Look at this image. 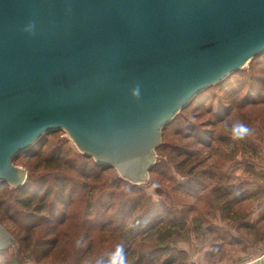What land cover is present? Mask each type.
I'll return each mask as SVG.
<instances>
[{
    "label": "water",
    "instance_id": "obj_1",
    "mask_svg": "<svg viewBox=\"0 0 264 264\" xmlns=\"http://www.w3.org/2000/svg\"><path fill=\"white\" fill-rule=\"evenodd\" d=\"M262 53L264 0H0V182L66 130L141 183L176 115Z\"/></svg>",
    "mask_w": 264,
    "mask_h": 264
},
{
    "label": "trees",
    "instance_id": "obj_2",
    "mask_svg": "<svg viewBox=\"0 0 264 264\" xmlns=\"http://www.w3.org/2000/svg\"><path fill=\"white\" fill-rule=\"evenodd\" d=\"M262 56L264 53L254 59ZM239 72L241 70L217 84L220 89L214 97V105L207 109L210 119L219 121V124H223L225 115L229 113L227 111L232 108L235 111H242L246 105L249 109L256 106L264 108V74H243L244 82L242 78L232 82L230 79ZM245 87L249 91L243 95ZM203 92L189 106L197 102ZM256 92L260 100H251ZM215 104L217 108H214ZM199 110L203 111V108L199 107ZM195 117L192 115V118ZM245 123L252 132L255 131L254 117H248ZM171 128H174L172 132ZM202 130L188 117L187 112H181L162 132L163 143L156 148L159 159L149 173L158 186L164 189L169 203L152 201L143 187L130 185L121 178L109 183L107 173L113 167L93 162L92 157L87 155L70 157L64 153V143L59 141L58 145L50 148V152L49 149L46 153L44 151V157L54 166L69 164L72 171L77 167L76 179L64 174L58 167L49 166L42 173H33L23 186L13 190L6 189L5 183L0 182V225L19 244L16 256H7L8 249L0 250V264H22L27 255H32L37 261L46 260L54 264H106L120 245L127 254L128 264H188V252L178 248V243L189 239L191 226L196 228L198 236L204 241L208 240L207 235L214 233V227L212 223H207L206 228H203L206 223L201 213L190 220L188 214L195 210L194 205L189 202L179 211L175 197L181 194L184 199H189L198 193L197 197L203 198L209 193L218 198L222 220L231 221L237 215L238 207L254 197L251 188L244 184L234 183L224 174L214 175L213 166L207 169L204 159L199 161L203 165L195 164L200 153L195 147L207 151L215 136L212 130ZM169 132L174 136L167 137ZM50 134L40 138L31 147L33 150L21 152L13 162L21 156L40 162L48 141L45 138ZM221 137L219 135L220 142H223ZM253 142L257 140L249 135L238 141V144L243 145L245 150V147L253 146ZM36 147H39L38 151H34ZM170 169L179 174L183 181L176 182L168 174ZM206 176L212 184L209 190V187L204 186L203 179ZM78 205L82 206L80 212L76 210ZM5 223L9 224V228ZM71 225H75L77 233L68 228ZM244 225L247 229L250 227ZM95 235L97 241L94 240ZM72 237L76 238L73 243L69 247H62ZM149 239L155 242L153 246L138 247L140 242L145 244ZM215 240L224 241V238L214 236L212 241ZM215 243V246L222 245Z\"/></svg>",
    "mask_w": 264,
    "mask_h": 264
},
{
    "label": "rangeland",
    "instance_id": "obj_3",
    "mask_svg": "<svg viewBox=\"0 0 264 264\" xmlns=\"http://www.w3.org/2000/svg\"><path fill=\"white\" fill-rule=\"evenodd\" d=\"M248 73L250 75L264 74V56L257 59L253 58L249 63L246 64V66L241 69V73L239 72V74L234 75V77H232L230 80L234 82L236 79L241 80L242 78V81L244 82V76L242 77V75H247ZM217 84H212L211 86L205 88V91L203 90L204 92L202 91L203 93L198 97V101L194 102L190 106L188 104L176 115V117L179 116L181 112H187L188 117L193 120L195 125H199L203 128L202 131L212 130L215 133L214 138L211 140L210 149L205 151L204 149L195 147L200 152L197 156V159L195 160V164L203 165L202 162L199 161H202L204 159L206 161L204 165L207 169H209L210 166H213L212 172L214 175L219 173L224 174L230 177L232 182L241 185L244 184L245 187L247 186L251 188L252 192L254 193V197L252 196L253 198H249L246 203H243L238 207V213L231 221L229 219L222 220V213L221 210H219V201L216 196H210L208 195V193L207 195H203L204 197L202 198L197 197L198 193H196L197 195L192 196L193 198L184 199L183 195H178V197H175V201L177 202V209L179 211H182L184 209L183 206L185 207L190 202L191 205H194L195 210L188 214V218L192 220V218L197 216L198 214H203V222L206 223V225L204 224L205 226L203 228H206L207 223H212L214 227V233H210V235H207L208 240L204 241L201 237L198 236L196 228L194 226H191L189 239L188 236H185V239L188 240L180 241L177 247L188 252V264H264V108H256V106L249 109L247 105L242 108V111H235L234 108H232L231 110L227 111L229 113L225 115L226 117L223 124H219V121L217 120L216 122L214 120H211L210 115L207 114V109L211 106L213 107L214 105V97L217 95L220 89ZM247 91H249V89L248 87H245L243 95L247 94ZM196 96H198V94ZM253 99H256L257 101L260 100L259 94L257 92L254 94L251 100ZM250 101L247 102L251 103ZM199 107H202L203 111L199 110ZM214 108H217L216 104ZM192 115H196V117L192 118ZM250 116L254 117V119L256 120V123L254 124L255 131L252 132L250 136L257 140V142H253V146H248L249 148L245 147L246 149L244 150V146L239 145L238 141H233L230 139V134L226 130V125H230L235 121H242L245 123L246 121H248V117ZM173 130L174 128H171V132ZM171 132L167 133V137L171 138L172 136H174ZM219 135L223 136L221 137L224 140L223 142H220ZM45 139L46 141L48 140L46 143V146H48V148L46 149L45 146L43 149V155H41L42 162L34 159L28 160V158L25 156H21L17 161L13 162L15 167H19L23 171L24 180L21 186H23L25 182H27V180L33 175V173H42L43 170H47L46 167L49 166L58 167L61 171H63L64 174L76 179V173H78L76 171L77 167H75L74 171H72L71 169H69L72 168V166L67 163V165L62 164L60 166H54V164H51L49 162V159L48 161H46L45 159L46 150L49 149L50 152V148L58 145L59 141L64 143V153L69 154L70 157L83 155L86 156V154L79 148L74 138L68 131L60 130L56 133L50 134ZM162 143L163 138H161V144ZM38 149L39 147H36L34 151H38ZM29 150H33V148H30ZM158 159L159 154L155 150L153 162L156 163ZM208 159L209 161H207ZM92 160L93 162H96L93 157ZM201 167L204 168V166ZM168 174L176 182L180 183L183 181L180 175L175 174L172 169L169 170ZM107 176L109 178V183H112L116 178H121L120 174L115 168L111 169V171L107 173ZM123 180L128 182L130 185L133 184L143 187L147 196L154 202L167 201L166 199H168L166 193L164 192V189L158 186L150 173L143 180V182L138 184L132 183L127 179ZM203 180L204 186L209 187V190L212 186L211 181L207 176L204 177ZM3 182L5 183L4 187L9 190L21 187L17 186V184L15 183H10L8 181ZM169 200L172 199L169 198ZM167 202L169 203V201ZM81 209L82 206L78 205L76 210L77 212H80ZM244 224H248L250 227L247 229L245 228ZM5 225L8 226L9 224L5 223ZM238 227L241 228L238 229ZM68 228H70L71 231L77 233L75 225H71ZM215 232L217 234H215ZM7 233L11 236V238H13V236L8 231ZM214 236H220L224 238V241H212ZM74 239L76 238L72 237L71 240L62 245V247H69L73 243ZM94 240H98L97 235H95ZM150 240L151 239H149V241L147 240L148 242L146 241L147 243L145 244L140 242L138 247L142 246L141 248H143L145 246H153L155 242ZM213 243H215L216 245H222L215 246ZM7 249L9 250L7 256H10V254L16 256L18 254L19 244L14 238L12 244H9V246L0 250ZM208 255L210 258H208ZM218 258H220V261L217 260ZM210 260L216 263L211 262ZM22 264L54 263H48L46 262V260L40 262L37 261L36 258H34L32 255H27L24 258Z\"/></svg>",
    "mask_w": 264,
    "mask_h": 264
},
{
    "label": "clouds",
    "instance_id": "obj_4",
    "mask_svg": "<svg viewBox=\"0 0 264 264\" xmlns=\"http://www.w3.org/2000/svg\"><path fill=\"white\" fill-rule=\"evenodd\" d=\"M226 130L233 141H242L252 133V129L242 121H235L230 125H226ZM106 264H128L127 254L122 245L117 246Z\"/></svg>",
    "mask_w": 264,
    "mask_h": 264
},
{
    "label": "crops",
    "instance_id": "obj_5",
    "mask_svg": "<svg viewBox=\"0 0 264 264\" xmlns=\"http://www.w3.org/2000/svg\"><path fill=\"white\" fill-rule=\"evenodd\" d=\"M220 264H223V263H220Z\"/></svg>",
    "mask_w": 264,
    "mask_h": 264
}]
</instances>
